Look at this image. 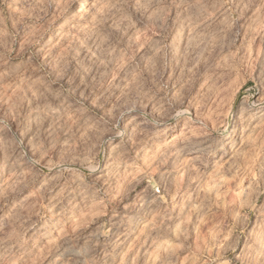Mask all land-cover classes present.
Returning <instances> with one entry per match:
<instances>
[{
    "label": "rangeland",
    "instance_id": "rangeland-1",
    "mask_svg": "<svg viewBox=\"0 0 264 264\" xmlns=\"http://www.w3.org/2000/svg\"><path fill=\"white\" fill-rule=\"evenodd\" d=\"M0 264H264V0H0Z\"/></svg>",
    "mask_w": 264,
    "mask_h": 264
},
{
    "label": "bare ground",
    "instance_id": "bare-ground-1",
    "mask_svg": "<svg viewBox=\"0 0 264 264\" xmlns=\"http://www.w3.org/2000/svg\"><path fill=\"white\" fill-rule=\"evenodd\" d=\"M81 11H82V9L79 7V9L76 11V13L80 14Z\"/></svg>",
    "mask_w": 264,
    "mask_h": 264
}]
</instances>
